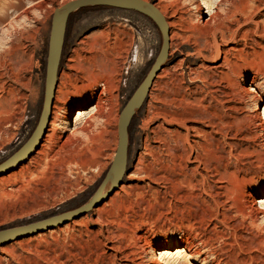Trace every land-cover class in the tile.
Masks as SVG:
<instances>
[{
    "label": "bare ground",
    "instance_id": "6f19581e",
    "mask_svg": "<svg viewBox=\"0 0 264 264\" xmlns=\"http://www.w3.org/2000/svg\"><path fill=\"white\" fill-rule=\"evenodd\" d=\"M22 1L7 0L16 9L22 8ZM254 1V5L253 0H158L154 4L169 27L170 48L179 51L180 46H190L191 51H186L184 57L199 58L200 67L211 74L183 68L184 58L157 75L161 94L156 99L160 106L145 120L152 125L151 135L145 138L143 152L134 167V173L156 188L150 184L135 186L136 192L120 196L121 186L92 208L93 212H102L106 206L116 204L120 210L116 218L100 227V233L105 232L104 239L111 242L115 257L119 253L128 258L124 253L130 249L125 244L127 239L134 244L145 241L136 231L144 225L140 214L157 204L166 215L169 211H187V216L177 220L187 236L174 249L157 250L146 242L148 251L154 254L151 260L169 264L176 255L174 260L183 258L186 264H264V199L256 206L252 193L243 185L244 179L237 176L234 160L240 147L238 140H243L246 132L235 122L240 123L245 117L239 116V102L230 101V90L223 82L236 51L231 46L236 43V36L241 32L239 37L245 39V27L257 24L255 11L264 5V0ZM188 11L192 12L191 17L185 16ZM21 12L26 15L28 10L22 8ZM8 37L0 41V138L7 134L6 126L15 109L21 108V101L27 98L24 92L34 96L29 90V79L24 76L25 59L18 53L20 46L11 35ZM114 66L112 61H102L98 73L87 71L80 81L69 75L62 78L51 106L48 133L24 160L0 174V184L21 177L16 186L26 195H50L65 188L73 169L83 168L88 162L87 141L93 140L94 127L106 117L107 103L113 97L118 74V67ZM200 80L207 90L195 84ZM259 102L251 119L262 131L264 102ZM192 105L196 108L186 112ZM71 114L76 115L74 119ZM84 118L90 121L72 130V122L76 124ZM10 171L13 172L4 176ZM76 221L71 219L72 223ZM21 239L7 244L12 246ZM158 251L162 256L156 257Z\"/></svg>",
    "mask_w": 264,
    "mask_h": 264
},
{
    "label": "rangeland",
    "instance_id": "374dc122",
    "mask_svg": "<svg viewBox=\"0 0 264 264\" xmlns=\"http://www.w3.org/2000/svg\"><path fill=\"white\" fill-rule=\"evenodd\" d=\"M67 1L23 0L22 8L28 10L24 15L22 8L11 7L14 5L13 1L8 3L7 0H0V17H3L0 22V41L5 38L8 40L11 35L12 41L19 44L18 53L25 59L24 76L29 79V90L34 92L32 98L29 97L28 91L24 92L27 98L21 101V108L15 109L11 123L6 126L7 134L0 138V164L19 149L35 128L43 100L52 14ZM145 1L154 4L158 2ZM254 2L253 0V5ZM166 3L162 2V5ZM255 12L257 14L254 21H257V24L249 23L245 27V39L239 37L242 35L240 32L236 36V43L231 45L236 51L233 52L234 57L223 82L230 90V101L239 102V116L245 117L240 123L234 120L235 124L242 126L243 132H246L243 140H238L240 147L234 160L237 162V176L244 179L246 191L250 190L256 206H260V201L264 199V130L255 127L251 116L259 99L262 98L260 104L264 102V5H259ZM191 15V11L185 14L186 17ZM160 46V30L150 19L134 11L90 8L78 10L70 16L58 72V85L65 75L80 81L87 71L98 73L100 62L108 60L115 64V68L118 67L113 97L107 103L109 105L104 113L106 117L99 120L94 127L93 140L87 141L86 145L90 149L85 155L87 164L83 168L73 169L62 191L50 195H26L16 186L21 177L0 184V230L34 223L74 210L89 200L101 183L116 150L119 113L151 67ZM171 50L174 49L169 47L164 67H170L178 60L184 59L183 54L191 51V47L180 46L179 51L174 50L170 56ZM200 65L199 58L188 57L184 59L182 67H190L204 75L211 74ZM155 81L129 127L128 159L126 172L119 185L123 186L120 196L136 192L135 186L147 187L150 184L153 189L156 188L155 184L134 173V167L143 152L145 138L151 135L152 125L145 120L160 106L156 99L161 94L158 89L159 78ZM195 84L207 90L205 82L200 80ZM211 88L217 89L214 86ZM195 108L192 105L186 112ZM71 116L74 119L76 115ZM89 121L90 118H84L76 124L72 122L71 128L73 130ZM26 163L27 161L23 164ZM17 170L18 168L13 171ZM13 171L5 173L4 176ZM119 212L116 204L106 206L102 212H93L91 209L73 218L77 219L75 223L70 219L53 230L24 236L20 242L12 243V246L7 243L1 245L4 249L0 250V264H164L151 260L154 254L148 251L145 243L148 244L149 241L157 250L174 249L177 244L182 243L184 236H187V231L177 224L179 218L187 216V211H169L166 215V211L154 204L141 211L143 229L136 230L138 235L145 237V241L140 240L134 244V241L127 239L125 244L130 249L124 253L128 254V258L124 259L119 253L115 257L110 249L111 242L104 239L105 232L101 234L100 227L116 218ZM159 252L161 251H158L156 257L162 256ZM175 257L176 255L168 263L186 264L185 259L174 260Z\"/></svg>",
    "mask_w": 264,
    "mask_h": 264
},
{
    "label": "water",
    "instance_id": "95a60500",
    "mask_svg": "<svg viewBox=\"0 0 264 264\" xmlns=\"http://www.w3.org/2000/svg\"><path fill=\"white\" fill-rule=\"evenodd\" d=\"M97 7L130 10L150 19L161 33L159 52L146 75L119 113L117 122V146L113 159L101 183L89 200L74 210L66 211L34 223L0 230V246L13 241L15 238H22L30 234L53 229L57 225L59 226L70 219L86 213L104 202L106 200L105 198L119 187L122 177L126 172L128 146L130 142V124L135 114L143 106L157 75L164 68L170 47V31L165 17L155 7L154 3L145 0H70L53 11L48 37L44 98L40 117L33 133L23 147L0 164V174L17 161L24 160L27 154L36 149L38 142L44 136L51 119L50 111L58 85V72L68 20L79 9Z\"/></svg>",
    "mask_w": 264,
    "mask_h": 264
},
{
    "label": "trees",
    "instance_id": "16d2710c",
    "mask_svg": "<svg viewBox=\"0 0 264 264\" xmlns=\"http://www.w3.org/2000/svg\"><path fill=\"white\" fill-rule=\"evenodd\" d=\"M97 8H107V7H97ZM85 9H86V8H85ZM79 10H83V9H79ZM74 13H75V12H74ZM74 13H73V14H74Z\"/></svg>",
    "mask_w": 264,
    "mask_h": 264
}]
</instances>
